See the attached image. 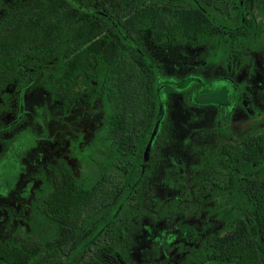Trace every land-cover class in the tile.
<instances>
[{"label": "rangeland", "instance_id": "rangeland-1", "mask_svg": "<svg viewBox=\"0 0 264 264\" xmlns=\"http://www.w3.org/2000/svg\"><path fill=\"white\" fill-rule=\"evenodd\" d=\"M15 1L0 0V16ZM159 2L184 5L183 0ZM243 3L248 7L247 18L253 16L258 23L256 29L247 26L246 41L243 36L232 41L230 28L224 36L187 39L157 38L148 27L139 35V52L126 48L135 68L144 69L151 81L154 75L142 55L164 76L203 73L208 79L235 78L248 89L261 117H249L240 108L229 127L231 132L207 137L205 132L215 125V109H192L186 92L171 93L167 135L155 151L157 164L130 195V206L115 226V242L80 251L73 264H121L116 249L127 264H182L187 253L208 236L228 231L236 217L232 203L239 186L230 173L232 164L221 163L226 162L223 148L236 155L240 139L264 132V0ZM239 11H231V25L238 24ZM63 65L60 51L43 62L32 56L21 78L0 94V241L23 232L38 239L46 237L47 230L36 223L34 209L51 187L52 167L66 162L86 186L109 169L110 148L103 139L104 115L109 110L101 67L93 68V78L82 74L67 78ZM205 172L211 176L212 189L207 191L201 184ZM139 173L133 169L123 179L118 198L132 187ZM106 220L107 215L101 222ZM96 226L84 231L85 239L94 234Z\"/></svg>", "mask_w": 264, "mask_h": 264}, {"label": "trees", "instance_id": "trees-1", "mask_svg": "<svg viewBox=\"0 0 264 264\" xmlns=\"http://www.w3.org/2000/svg\"><path fill=\"white\" fill-rule=\"evenodd\" d=\"M230 1L237 3L183 0L182 7H172L159 0H16L0 16V94L21 78L32 56L43 62L60 51L67 78L77 74L93 78V68L100 65L109 110L105 137L118 156L140 162L149 97L126 47L139 52V35L148 27L158 38L224 36L220 32H226L217 29L228 11L224 3ZM248 34L247 28L230 38L243 36L246 41ZM242 140L236 155L229 152V165L234 164L230 173L239 186L232 203L236 217L225 234L208 236L182 264H264V132ZM127 175L128 171L104 175L86 186L68 166L53 171L51 187L34 209L46 237L23 232L0 241V264H73L80 251L87 252L95 242L84 236L92 221L110 209L111 215L118 212V220L130 206L136 185L118 198ZM114 224L105 233L116 239ZM115 254H120L118 249Z\"/></svg>", "mask_w": 264, "mask_h": 264}, {"label": "flooded vegetation", "instance_id": "flooded-vegetation-1", "mask_svg": "<svg viewBox=\"0 0 264 264\" xmlns=\"http://www.w3.org/2000/svg\"><path fill=\"white\" fill-rule=\"evenodd\" d=\"M224 4L228 8V11L227 13L223 14L222 20L219 23L221 29H217L218 31L224 30L226 33H228V31L226 30L230 28L232 34L234 32L236 33L239 31L243 32L245 29H247V26H253L255 29L258 28V23H256L255 17L251 16L247 18L246 14L249 11L248 7L244 5L243 0H241L240 3L230 1ZM238 9L240 10L239 22L236 25H231V11ZM220 34L225 33L221 31ZM142 58L147 63L149 68H151L152 73L154 75V80L151 81L144 69L134 68L135 70H137L138 73L141 74V79L144 83L146 90L145 95L149 97V102L146 105V108L148 109L149 121H146V125L144 127L145 131L143 132L144 143L142 146V159L140 160V162H135V158L133 159V157L124 158L118 156L112 141L110 139H106V133L104 130L103 139L109 144L110 148L108 157L109 169H104L100 173V177L98 179L108 174H113L114 176H116L118 170L120 172L128 171V174H130L133 169H138L139 171H141L139 175H137L135 179L136 181L133 183V185H138V183H140L139 181H142V179L144 180L147 178L148 173H150L149 171L152 170L157 164L155 151L157 150V147L162 144L167 135V131L165 129V119L167 113V106L169 104V97L171 93L181 94L186 92V99L192 105V109L196 107L210 108L211 110L215 109V125L213 130H208L205 132V135L207 137H221L223 134L231 132L229 127H233V118L234 116H236L240 108L249 117H257L258 119L261 117V113H259V111L255 107L254 100L252 99L245 85L238 82L235 78L229 75H223L219 76L218 78L208 79L203 73H191L189 75L184 76L183 78H174L161 74L159 68L152 61H148L146 56L142 55ZM106 119L107 115H104V128ZM259 134L260 133L253 135ZM242 139H240L241 145L243 144ZM189 140V137L185 138L186 142H188ZM149 144H151V147L146 156L145 150ZM227 149L228 148L226 146L223 148V153H226V162L223 161L221 163L229 166L232 160ZM65 166H68L75 175L71 166L64 162L61 163L60 166L52 167L51 177L53 175V171H59ZM180 170H182V167L179 169V171ZM210 177V174L207 172L202 175L203 182H201V184L203 183L202 186L205 191H207L208 189H212V187L210 188L208 183V181L211 182ZM78 180L83 183L80 179ZM227 187H230V185H228ZM114 211H112L111 215L110 209L108 214L101 215L99 218L92 221L91 227L89 229H91L92 226L97 223V230L95 229V231L93 232L94 234L91 237L87 238L91 239L94 237L93 239H95V242L91 244V247L101 245L103 243L110 244L111 242H115V238H110L109 235L105 233L106 229H109L110 224L112 225L115 223L114 225L116 226L118 212L116 213ZM105 215H107V220L105 222H101V219ZM98 228L100 229L98 230ZM96 234L98 235L97 237H95ZM115 257L118 258L121 264H127V262L124 261L119 254H115Z\"/></svg>", "mask_w": 264, "mask_h": 264}, {"label": "water", "instance_id": "water-1", "mask_svg": "<svg viewBox=\"0 0 264 264\" xmlns=\"http://www.w3.org/2000/svg\"><path fill=\"white\" fill-rule=\"evenodd\" d=\"M150 147H151V144H149V145L147 146L146 150H145V155H146V156H147V154H148V152H149Z\"/></svg>", "mask_w": 264, "mask_h": 264}]
</instances>
